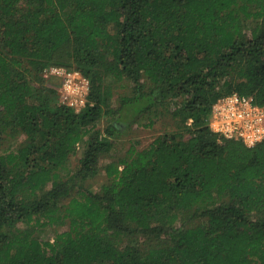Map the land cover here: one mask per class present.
<instances>
[{
  "label": "trees",
  "instance_id": "1",
  "mask_svg": "<svg viewBox=\"0 0 264 264\" xmlns=\"http://www.w3.org/2000/svg\"><path fill=\"white\" fill-rule=\"evenodd\" d=\"M231 92L264 103V0H0V264H264V140L209 127ZM143 119L169 122L103 164Z\"/></svg>",
  "mask_w": 264,
  "mask_h": 264
},
{
  "label": "built area",
  "instance_id": "2",
  "mask_svg": "<svg viewBox=\"0 0 264 264\" xmlns=\"http://www.w3.org/2000/svg\"><path fill=\"white\" fill-rule=\"evenodd\" d=\"M45 73L60 80V101L63 104L76 111L88 105L91 81L80 69L52 65ZM209 127L221 137L254 146L264 140V103L238 92L222 95L212 106Z\"/></svg>",
  "mask_w": 264,
  "mask_h": 264
},
{
  "label": "rangeland",
  "instance_id": "3",
  "mask_svg": "<svg viewBox=\"0 0 264 264\" xmlns=\"http://www.w3.org/2000/svg\"><path fill=\"white\" fill-rule=\"evenodd\" d=\"M59 80H57L55 85H58ZM117 86L114 88V98L117 100L121 95L130 94L132 91V85L127 80H121L116 84ZM107 119L101 121L98 124V127H104ZM169 120L159 122L152 127L144 126L146 123V119H143L141 123L134 124L128 131L125 133L118 134L116 137V147L112 152V155L103 160V164L108 161L126 156L129 153V149L135 146L136 149H142L148 146L154 138L164 130V126L166 127V123ZM21 141V139H19ZM12 147L17 146V142L13 141L11 143ZM84 151V144H81L78 153L72 156L71 165L77 166L79 164V160L82 157ZM107 181V177L104 172L100 173L96 177L90 180V183L94 190H99L101 185ZM39 234L43 240H47L52 238L53 230L51 228L40 229ZM141 241V240H140Z\"/></svg>",
  "mask_w": 264,
  "mask_h": 264
}]
</instances>
